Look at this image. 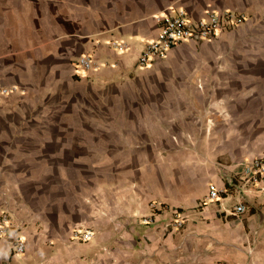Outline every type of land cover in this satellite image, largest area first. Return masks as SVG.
<instances>
[{"label":"crops","instance_id":"1","mask_svg":"<svg viewBox=\"0 0 264 264\" xmlns=\"http://www.w3.org/2000/svg\"><path fill=\"white\" fill-rule=\"evenodd\" d=\"M179 8L247 18L137 65ZM0 84V214L26 239L0 264H264V183L233 181L264 151V0H0Z\"/></svg>","mask_w":264,"mask_h":264},{"label":"built area","instance_id":"2","mask_svg":"<svg viewBox=\"0 0 264 264\" xmlns=\"http://www.w3.org/2000/svg\"><path fill=\"white\" fill-rule=\"evenodd\" d=\"M246 18L247 16L244 12L235 10H225L222 12L211 11L205 17L199 19H193L184 8H179L174 13L161 12L156 15V20L159 25L158 35L148 42L138 59L137 65H147L150 61L162 59L172 47L180 45L187 40L199 41L212 39L223 29L226 22L237 24L246 20ZM110 44L117 50H126L128 48L127 43H121L117 40H111ZM77 63L84 69H89L94 66L92 57L86 53L78 57ZM18 89L19 86L17 85L6 86L0 84V99ZM234 178L235 180L233 181H243L244 184H254L257 187L263 188L264 151L255 155L250 161L243 163L241 173L235 175ZM220 197L221 189L215 183H211L208 194L205 197V202L219 201ZM150 206L152 208L156 207L154 203H151ZM246 209V205L241 202L235 205L232 213L241 215ZM142 221L145 224L154 222L153 214L142 216ZM171 226L176 228L183 226V219L179 212L175 213L174 219L166 225V229ZM11 230H13L11 226V212L9 209H5L0 214V237L9 236L12 252L23 254L26 250L25 236L19 229H14L13 233H10ZM93 236V230L87 227H76L72 231V239L75 241L88 242Z\"/></svg>","mask_w":264,"mask_h":264},{"label":"rangeland","instance_id":"3","mask_svg":"<svg viewBox=\"0 0 264 264\" xmlns=\"http://www.w3.org/2000/svg\"><path fill=\"white\" fill-rule=\"evenodd\" d=\"M13 93V92H12Z\"/></svg>","mask_w":264,"mask_h":264}]
</instances>
